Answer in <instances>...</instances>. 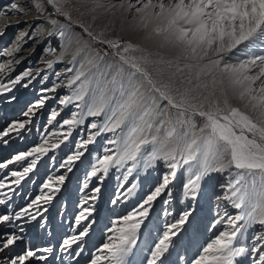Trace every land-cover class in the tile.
<instances>
[{
  "label": "snow or ice",
  "instance_id": "6c2138e0",
  "mask_svg": "<svg viewBox=\"0 0 264 264\" xmlns=\"http://www.w3.org/2000/svg\"><path fill=\"white\" fill-rule=\"evenodd\" d=\"M13 28L0 104L40 87L0 125V264H264V0H7Z\"/></svg>",
  "mask_w": 264,
  "mask_h": 264
},
{
  "label": "rangeland",
  "instance_id": "374dc122",
  "mask_svg": "<svg viewBox=\"0 0 264 264\" xmlns=\"http://www.w3.org/2000/svg\"><path fill=\"white\" fill-rule=\"evenodd\" d=\"M61 22H63V21H61ZM13 36H14V33L12 35H11V33L10 34L7 33V35L3 37V38H5V42L7 45L10 44V42L13 40ZM1 41L2 40L0 39V45H3V44H1ZM93 47L95 49L99 50L101 52V55H103V51L105 50L104 45L93 44ZM32 58L35 59L37 57L33 56ZM107 60L109 62H114L113 58L111 56H109L107 58ZM24 65L25 64H22L21 67L18 68V71H22L25 68ZM41 65H43V67H44L43 63ZM48 74L50 76L52 75L51 77L54 76L52 72H49ZM37 86H39L38 83H37V85H35V87H37ZM63 90L64 89L62 88L60 90V92ZM63 93L64 92H62L61 94H63ZM32 99H35V95L31 96L30 98H24V96H22V98L19 100L20 103H18V104L13 103L11 105H7V106H5V108L3 110H0V125H3L5 123V119H8L10 121L11 119L16 118L18 116V114L20 113L21 109L25 106L26 102L29 100H32ZM55 103H56L55 99L50 100L49 101V108L54 106ZM49 108H46L43 110V119H41L38 122L39 124L43 125L46 122V118L48 115ZM18 146L23 147V145H18ZM80 175H81V173L77 172L76 175L72 177V181H71V183H69L68 188L65 190L64 196L61 197V201L68 204V215H69V217L71 216V213L74 211L75 203L78 199L77 191H76L77 190V176H80ZM220 180L222 182L223 178H221ZM117 183H118V180H117L116 176H113L112 179H110L106 182V184L104 185L103 192H102V196H103V199L105 201L113 196V194L116 191ZM147 189H148V185L146 184V182H144V190L147 191ZM18 203H19V201H18ZM53 211H55V209ZM108 215H109V213L107 211H101L100 223L96 226V231H95V238L97 239V241L100 239V235H101L100 229L103 228L105 220H106ZM59 225H60V217L54 216L52 226L50 228V233H49L50 236L52 234H54V237H59L60 235H62L63 231L66 230L67 220H65L64 228H61ZM33 242L36 244H41V243H47L48 240L47 239H45V240L34 239ZM53 242H55L54 238H53Z\"/></svg>",
  "mask_w": 264,
  "mask_h": 264
},
{
  "label": "bare ground",
  "instance_id": "6f19581e",
  "mask_svg": "<svg viewBox=\"0 0 264 264\" xmlns=\"http://www.w3.org/2000/svg\"><path fill=\"white\" fill-rule=\"evenodd\" d=\"M0 3H7V0H0ZM21 27H22V25H21ZM7 33H9V34L11 33V35H12L13 33H15V29L14 28L13 29H9ZM0 39L3 41V42L1 41V44L7 45L6 42H5V38H0ZM25 47H27V45H25ZM42 48H43V46H41L39 49H37V51L35 53H33V54H30L29 52L20 53L21 56L25 57V59L22 62V64H25L24 67H28L29 66V62H31V66H33L34 68L38 67L40 69H44L43 65H41L43 62L40 60V57H41V54H42ZM33 56H36L37 58L34 59V58H32ZM49 58H51V57H49ZM21 65L19 67H21ZM64 67H65V65H63V64H56L55 65V71L62 72ZM18 68H17V71H18ZM52 79H55V77L53 76ZM35 85H37V84H35ZM39 87H40V85L37 86V87L34 86V88H32V89H30L28 91H23L22 90L23 95L20 96V99L22 98V96H24V98H30L31 96H34L36 89H38ZM65 91L66 90L64 89L63 91H61V93L65 92ZM18 103H20V102H16L15 104H18ZM7 105L8 104H0V110H3L5 108V106H7ZM156 179H158V176H157V174L155 172H153L151 176L147 177V179L144 180V182H146V184L149 187L153 183H155ZM215 183H216L215 180L210 182V184H215ZM207 210L208 209L206 207L205 208V212H207Z\"/></svg>",
  "mask_w": 264,
  "mask_h": 264
}]
</instances>
